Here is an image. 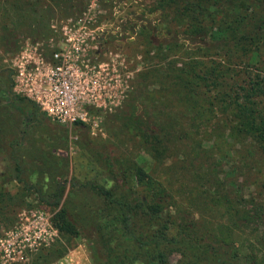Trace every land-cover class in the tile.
Returning a JSON list of instances; mask_svg holds the SVG:
<instances>
[{
    "label": "trees",
    "instance_id": "obj_1",
    "mask_svg": "<svg viewBox=\"0 0 264 264\" xmlns=\"http://www.w3.org/2000/svg\"><path fill=\"white\" fill-rule=\"evenodd\" d=\"M85 1L0 0V47L18 48L20 35L36 33L40 27L52 32L50 19L56 14L68 17L81 12ZM153 1L152 7L169 11L175 25H184L186 41L197 45L177 58L185 43L175 38L156 42L153 49L172 59L166 67H148L139 73L136 93L122 106L125 126L135 131L160 165L146 170L119 144H112L110 150L99 149L113 185L106 187L94 180L73 182L101 200L90 222L85 223L62 204L51 222L64 241L40 249L22 264H59L77 238L87 240L91 264H169L173 253L179 255L176 264H264V0ZM234 62L241 70L229 66ZM3 71L11 77L10 68L0 69V75ZM149 74L161 84L164 81L185 111L158 108L144 99L142 114H136L137 95L146 87L143 80L140 88V77ZM13 99L38 108L25 96L14 94ZM186 110L192 113L188 130L189 124L185 126L183 120ZM74 125L84 126L82 122ZM200 131L207 136L208 132L224 131L222 135L239 143L249 142L253 153L233 167V181L225 182L223 174L228 172L218 169L220 163L214 161L205 171H218V175L206 172L203 183L196 175L195 185L182 193L167 170L166 156L171 142L192 137L193 141L192 133ZM195 147V157L211 150L202 143ZM15 151L9 152L8 173L0 175V227L13 223V215L27 204L29 192L55 207L63 196L60 184L45 196L41 188L29 184ZM245 167L250 175L242 174ZM14 184L20 188L12 192L7 187ZM247 186L251 190L245 191ZM185 194L191 199L184 200Z\"/></svg>",
    "mask_w": 264,
    "mask_h": 264
},
{
    "label": "rangeland",
    "instance_id": "obj_2",
    "mask_svg": "<svg viewBox=\"0 0 264 264\" xmlns=\"http://www.w3.org/2000/svg\"><path fill=\"white\" fill-rule=\"evenodd\" d=\"M153 4V0L96 1L88 19L90 21L86 24L90 30L92 63L99 65L98 75L106 79L109 88H120L119 84H122L121 88H124L125 95L108 98L105 107H91L90 118L83 123L84 126L60 124L48 117L39 107L35 109L32 105L16 103L13 99L14 94H17L13 80L14 70L11 68L14 56L22 49L27 39L43 42L52 40L53 49L56 45H61L65 40L62 27L80 26L76 22L83 10L68 17L56 14L49 21L52 32L47 33L46 28L40 27L36 33L28 32L20 35L18 48L5 50L0 47V69L12 70L11 77H7L8 71H3L0 75V151L2 152L0 175L8 173L12 158L9 152L14 148L16 149L14 155L19 159L23 170V178L29 184L41 188L44 196L53 193L59 184L63 188L61 203L56 207L41 201L42 199L34 191L29 192L26 197L27 204L13 215V223L0 227V236H2L20 226L37 224L41 217H44L50 226L49 233L46 234L48 242L32 252L26 261L14 264L25 263L40 249L64 241L51 222L52 215L62 204L68 205L70 211L77 217L81 216L85 223L90 222L89 217L97 211L101 200L85 188L78 189L73 182L94 180L106 187L113 185L106 166L99 156V149L109 147L108 150H110L112 144H119L132 161L146 170L150 171L160 165L153 159V155L145 150L146 145H143L134 135L135 131L125 126V110L122 106L133 93H136L134 90L139 81V73L147 70L148 67L151 70L166 67L167 62L172 59L165 58L164 53H158L153 49L157 46L156 42H172L177 39L185 43L177 58H181L186 49L195 48L197 45L186 41L182 33L183 24L175 25V20L171 18L173 16H170L169 11L153 8ZM206 42L211 44L212 41L208 39ZM49 53L50 50L47 48L46 55L48 56ZM238 65L237 62L229 63L234 70H241ZM143 80L146 83L145 88L142 86ZM140 82V88L143 90L139 96L137 95L136 114H142L144 99H148L152 106L157 105L158 108L162 106L174 112L185 111L184 106L178 103L166 89L164 81L161 84L156 76L149 74L146 78L140 77ZM191 117L192 113L188 112L183 119L185 126L189 124L186 130L191 127ZM219 129L223 130V127ZM223 132L218 131L212 134L208 132L210 137L200 131L197 135L192 133L195 137L193 141L192 137L170 143L173 146L171 151L169 150L170 154L167 153L165 163L169 165L167 170L173 177L172 181L182 193L195 185L196 175H200L201 183L204 182L206 172L209 176L218 175V171H205V167L214 161L220 163V166H217L218 169L222 168L228 172L223 174L225 182L233 181L236 175L233 167L240 164L242 157L249 158V152L253 153L249 142L239 143L227 135H222ZM199 143L206 148L211 147V150L207 152V155H204V152L195 157V145ZM258 158H260L259 155ZM201 162L204 163L201 164ZM246 169V167L243 169L242 174L250 175ZM7 188L13 192L20 187L14 184ZM251 188L252 186H247L245 191ZM185 195L184 200L191 199L190 194ZM74 242V247L59 264H91L87 240L77 238ZM178 258L179 255L173 253L169 258V264H176Z\"/></svg>",
    "mask_w": 264,
    "mask_h": 264
},
{
    "label": "built area",
    "instance_id": "obj_3",
    "mask_svg": "<svg viewBox=\"0 0 264 264\" xmlns=\"http://www.w3.org/2000/svg\"><path fill=\"white\" fill-rule=\"evenodd\" d=\"M96 1L87 0L77 18L76 24L80 26L62 27L65 40L61 45L53 49L52 40L27 39L12 60L16 93L31 99L48 117L63 125L87 122L91 107H105L108 98L125 95L122 84L120 88H109L106 79L98 75L99 65L92 63L90 30L86 24ZM49 227L41 217L37 224L20 226L0 236V264L26 261L48 242Z\"/></svg>",
    "mask_w": 264,
    "mask_h": 264
}]
</instances>
